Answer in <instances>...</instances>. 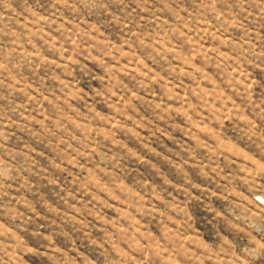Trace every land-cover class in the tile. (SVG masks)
Masks as SVG:
<instances>
[{"label":"rangeland","instance_id":"1","mask_svg":"<svg viewBox=\"0 0 264 264\" xmlns=\"http://www.w3.org/2000/svg\"><path fill=\"white\" fill-rule=\"evenodd\" d=\"M0 264H264V0H0Z\"/></svg>","mask_w":264,"mask_h":264}]
</instances>
